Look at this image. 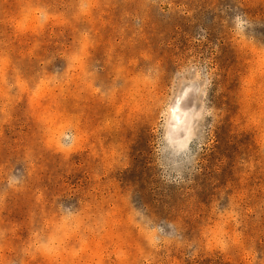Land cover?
Instances as JSON below:
<instances>
[{
	"label": "rangeland",
	"instance_id": "obj_1",
	"mask_svg": "<svg viewBox=\"0 0 264 264\" xmlns=\"http://www.w3.org/2000/svg\"><path fill=\"white\" fill-rule=\"evenodd\" d=\"M0 264H264V0H0Z\"/></svg>",
	"mask_w": 264,
	"mask_h": 264
}]
</instances>
